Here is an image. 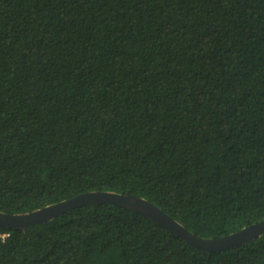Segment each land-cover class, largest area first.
Listing matches in <instances>:
<instances>
[{"label":"trees","instance_id":"trees-1","mask_svg":"<svg viewBox=\"0 0 264 264\" xmlns=\"http://www.w3.org/2000/svg\"><path fill=\"white\" fill-rule=\"evenodd\" d=\"M145 197L193 233L264 219V0H0V210ZM0 264H264L90 204L0 225Z\"/></svg>","mask_w":264,"mask_h":264},{"label":"water","instance_id":"water-1","mask_svg":"<svg viewBox=\"0 0 264 264\" xmlns=\"http://www.w3.org/2000/svg\"><path fill=\"white\" fill-rule=\"evenodd\" d=\"M90 204H113L133 209L205 251L224 250L247 243L264 234V219L219 237H203L193 233L151 200L133 193L107 190L86 191L47 206L23 213L0 210V225L26 228L50 220L62 213Z\"/></svg>","mask_w":264,"mask_h":264}]
</instances>
